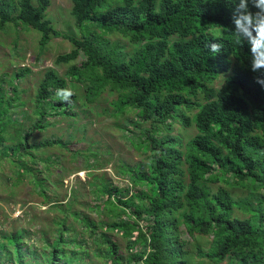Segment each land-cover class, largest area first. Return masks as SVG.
<instances>
[{"label": "trees", "instance_id": "obj_1", "mask_svg": "<svg viewBox=\"0 0 264 264\" xmlns=\"http://www.w3.org/2000/svg\"><path fill=\"white\" fill-rule=\"evenodd\" d=\"M70 1L81 37L55 27L50 0H0V31L11 28L18 38L33 29L42 49L58 37L73 45L55 59L70 65L66 75L50 67L31 84V69L4 70L0 62V185L27 189L35 176L42 185L27 190L64 216L51 240L40 234L39 246L24 226L0 233V264H85L83 256L102 264H264V197L253 207L230 189H264V87L250 70L246 40L233 33L239 0ZM248 9L258 11L251 0ZM122 37L143 44L129 53ZM212 42L222 45L214 55ZM60 89L72 91L70 102L56 95ZM106 92L113 100L104 113L121 118L120 131L146 156L113 164L129 188L93 174L85 205L92 217L77 208V191L58 201L53 190L64 185L58 173L66 168L59 162L92 155L96 164L74 173L97 170L101 153L112 152L94 143L76 148L71 139L84 137L75 130L71 139L66 130L40 134L61 119L78 120V109L88 111ZM188 127L196 131L189 137L180 131Z\"/></svg>", "mask_w": 264, "mask_h": 264}, {"label": "rangeland", "instance_id": "obj_2", "mask_svg": "<svg viewBox=\"0 0 264 264\" xmlns=\"http://www.w3.org/2000/svg\"><path fill=\"white\" fill-rule=\"evenodd\" d=\"M50 1L51 5L48 9V15L53 20L55 27L62 32L69 33L76 37H81L83 35V29H80L76 25L74 16L71 12V1ZM18 36L19 39L17 38L15 30L11 28L0 31V62L4 70H7V66H12L13 68H16L15 65L28 67L32 70L30 76L28 75V84L32 83L34 76L37 75L38 77L42 71L50 67L58 70L60 74L66 75L70 65H56L55 59L58 55L70 52L73 49V45L68 39L63 37L54 38L45 46V48L42 49L40 48L41 36L38 32H35V30H19ZM111 39L115 40L113 37H111ZM16 40H19L18 46H16ZM122 43H126V50L129 53H132L143 44L132 43L130 40L123 37ZM82 61L83 59L80 57L77 64H81ZM216 86L219 87L220 84H217ZM112 100L113 96H110L109 93L106 92L101 98V102L89 104L88 111H82V108L78 109L79 116L75 117V119L78 120L69 123L68 120L61 119L60 122L57 121V124H55L46 133L43 132L40 134L42 136H45L46 134L53 136L52 134L54 133L62 135L67 131L65 137L71 139L72 134L68 131L75 130L78 132L79 137H84V141L82 139H71L72 142L75 141L74 146H76V148H80L81 146L87 147L91 143H94L95 148L97 146L108 148L112 152L111 154L101 153L98 162L102 164L95 167H102L97 170L85 169L74 173V171L78 169L85 168L86 165L91 166L96 164L97 160L92 155L88 157L79 156L75 160L68 155L69 162H63L61 160L59 162L60 165L65 163L63 165H65L66 168H61L63 170L58 173L61 177H63L62 179H64V185H57L58 187L53 190L55 196L58 198V201L60 199L61 201L63 200L64 202H67L71 193L77 191L78 200L82 202V204H77V208L80 210H83L84 208L92 217H94V213L90 212L85 205L88 204L90 199L91 190L88 187L90 180L94 177L93 174L99 175L100 173H106V177L110 179L113 184H118L122 188H129L131 186L129 179H125L119 173L115 172L113 164L120 158L128 161V164H131L135 161L143 160L146 156L143 152L132 149L129 141L120 131L117 124L119 122L122 123L121 118L110 116L109 112L111 111L104 113V108H110V102ZM25 118L26 117H24L21 121L26 122ZM146 125L149 126V123ZM57 126L61 129H57ZM178 130L179 127L177 126L176 131ZM180 131H182L187 137L196 132L193 127L180 128ZM49 152H52L51 149ZM53 152H55V148L53 149ZM92 152L93 151H89V153ZM78 153H80V151H78ZM57 161L59 160L57 159ZM44 177L45 180H47L48 173L44 174ZM31 178L26 179L27 189H33L42 185V182L38 178H35V176ZM220 185L221 183H211L210 187L213 190H216ZM27 189L16 188L14 190L13 188H7L6 186L0 185V233L6 230H12V228H15L16 226H24L31 231V237L34 238L39 246L38 240L40 238V234L43 232L47 233L49 240H51L57 232V226L55 223L64 216L60 214L59 210L43 204L35 191ZM230 189L235 194V198L237 200L248 201L253 205V207H258L259 199L264 197V189L260 188L257 190H251L246 187H231ZM71 198L72 196L70 199ZM262 205L264 207V202ZM234 214L239 217L250 216V214L243 208H235ZM67 217L69 224L76 223V225H78L81 229L82 226L73 220L70 213H67ZM116 238L121 242L122 246H124L123 239L120 235L116 236ZM89 240L92 243V237ZM201 240L203 245L208 246V238H203ZM36 255L40 258L42 253L37 251ZM82 258V260L86 261L85 264H102L101 259L99 260L90 256H83ZM222 264H228V260H225Z\"/></svg>", "mask_w": 264, "mask_h": 264}, {"label": "clouds", "instance_id": "obj_3", "mask_svg": "<svg viewBox=\"0 0 264 264\" xmlns=\"http://www.w3.org/2000/svg\"><path fill=\"white\" fill-rule=\"evenodd\" d=\"M258 11L248 9L249 0H239L233 14L234 35L238 41H245L251 53L250 70L256 74V82L264 87V0H251ZM212 55L221 51L222 45L212 42L208 46ZM61 101H69L73 95L70 89H60L56 94Z\"/></svg>", "mask_w": 264, "mask_h": 264}]
</instances>
